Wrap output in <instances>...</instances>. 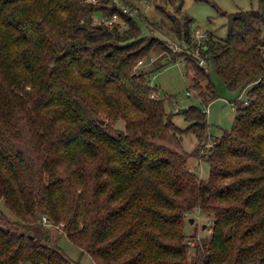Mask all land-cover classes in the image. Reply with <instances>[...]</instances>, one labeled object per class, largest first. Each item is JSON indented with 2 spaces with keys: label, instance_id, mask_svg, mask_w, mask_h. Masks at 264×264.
I'll return each instance as SVG.
<instances>
[{
  "label": "trees",
  "instance_id": "1",
  "mask_svg": "<svg viewBox=\"0 0 264 264\" xmlns=\"http://www.w3.org/2000/svg\"><path fill=\"white\" fill-rule=\"evenodd\" d=\"M115 1L0 0V203L15 217L0 208V264H82L38 224L45 217L97 264H264V1L227 15L226 39L195 42L181 4L167 17L207 63L185 60L203 105L184 113L187 129L152 96L150 72H133L155 46L167 57L153 71L181 55ZM96 12L126 24H99ZM213 71L247 98L207 150V108L221 97ZM196 156L208 179L190 168ZM193 211L213 223L190 256Z\"/></svg>",
  "mask_w": 264,
  "mask_h": 264
},
{
  "label": "rangeland",
  "instance_id": "2",
  "mask_svg": "<svg viewBox=\"0 0 264 264\" xmlns=\"http://www.w3.org/2000/svg\"><path fill=\"white\" fill-rule=\"evenodd\" d=\"M122 2L125 6L130 8L132 16L142 29V32L153 38H159L156 40V45L161 49L164 45H168L173 53L181 55L176 62L168 63L162 69L155 70L156 67L165 64L167 57L166 52H162L157 49V46L153 48L148 58H145L143 65L139 66V63L134 68L133 72L136 74L140 72H150L148 74V80L152 86L157 90L154 93V97L165 100L166 110L169 114L174 115V122L181 129H187L191 124L186 121L184 113L179 112L180 109H189L191 106L202 108L198 97H196V91L191 90L192 76L187 75V63L186 58L195 59L200 66L207 67L206 62H202L197 59L193 51H190L184 47L174 35L173 22L167 17H172L177 14L176 10L181 4L183 13L189 15L194 19V25L192 26V34L194 35L195 42H199L196 36V30L211 34L214 39H226L228 36V16L237 12H245L251 10H259L261 2L264 0H117ZM121 3V4H122ZM158 8L160 10H158ZM180 17L179 14H177ZM105 18L102 12H96L95 21L100 22ZM148 23V27L145 22ZM151 25V26H150ZM210 36V35H209ZM208 36V38H209ZM264 36V25H263ZM206 40V39H204ZM163 44V45H162ZM171 56V55H170ZM153 71V72H152ZM213 79L218 87L220 98L212 102L207 108L209 134L213 139L207 145V150L210 149L215 139L220 138L225 131H230L234 125L235 118L237 116V104L235 101L239 99L243 102L247 98V91H232L227 88L225 83L220 77L213 71ZM192 93H190V92ZM191 94V95H190ZM124 122H119L118 127L124 128ZM184 147L189 151L197 148V138L193 133H187L183 135ZM206 152V148L201 149L200 155ZM190 160V168L198 173L202 179H208L210 173V164L202 157L196 156ZM0 208L15 219L14 215L5 207L4 203H0ZM46 218V217H45ZM188 221L186 222V234L189 236L191 245L189 246V254L193 256L195 250L193 248L194 238L203 242L211 235V226L213 219L200 214L199 211H193L188 215ZM193 218L194 223L190 224L189 220ZM48 219V218H47ZM41 227L49 228L46 230L50 232V235L54 237L59 247H61L73 260L81 261L82 264H97L88 253H84L82 249L71 242L64 234L62 229L63 224L54 225L45 224L44 219L38 221ZM44 227V228H45ZM43 228V229H44ZM28 264V263H26Z\"/></svg>",
  "mask_w": 264,
  "mask_h": 264
},
{
  "label": "built area",
  "instance_id": "3",
  "mask_svg": "<svg viewBox=\"0 0 264 264\" xmlns=\"http://www.w3.org/2000/svg\"><path fill=\"white\" fill-rule=\"evenodd\" d=\"M93 2L96 3V0H93ZM122 2L120 1H115V4L121 8L123 10V12L125 14H128V15H131L132 16V13H131V10L130 8H128L127 6H125L123 3L121 4ZM99 24H106L107 26H110V27H114L116 25H120L121 27L125 26V21L122 20V18L119 16V15H115L113 16L112 18H104L102 21L100 22H97ZM196 36L198 39H200L199 41H204V39H208V34L204 33V32H201L199 30H196ZM143 65V61H140L139 62V66ZM154 94V93H153ZM154 97V95H152ZM215 142H213L212 145H214ZM44 223L45 224H50V222L48 221L47 218H44Z\"/></svg>",
  "mask_w": 264,
  "mask_h": 264
},
{
  "label": "water",
  "instance_id": "4",
  "mask_svg": "<svg viewBox=\"0 0 264 264\" xmlns=\"http://www.w3.org/2000/svg\"><path fill=\"white\" fill-rule=\"evenodd\" d=\"M187 110H188V109H180L179 112H181V113H185ZM100 123H101L102 125H104V124H105V121L101 120ZM189 222H190V224H193V223H194V219L191 218V219L189 220Z\"/></svg>",
  "mask_w": 264,
  "mask_h": 264
}]
</instances>
